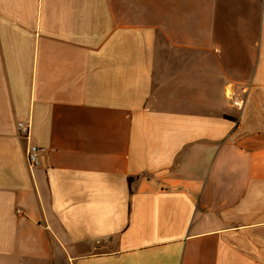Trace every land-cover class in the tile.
<instances>
[{"label": "crops", "instance_id": "crops-1", "mask_svg": "<svg viewBox=\"0 0 264 264\" xmlns=\"http://www.w3.org/2000/svg\"><path fill=\"white\" fill-rule=\"evenodd\" d=\"M0 264H264V0H0Z\"/></svg>", "mask_w": 264, "mask_h": 264}, {"label": "built area", "instance_id": "built-area-1", "mask_svg": "<svg viewBox=\"0 0 264 264\" xmlns=\"http://www.w3.org/2000/svg\"><path fill=\"white\" fill-rule=\"evenodd\" d=\"M28 125L23 123L17 124V130L20 134L27 136L28 134ZM45 150L43 147L36 145H27L24 152V157L27 165L30 168H35L41 164V156L44 154Z\"/></svg>", "mask_w": 264, "mask_h": 264}]
</instances>
